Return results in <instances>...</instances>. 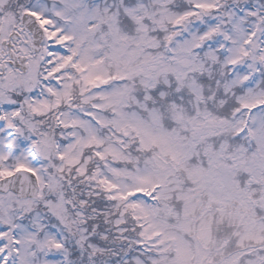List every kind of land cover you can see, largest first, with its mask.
<instances>
[{"label": "snow or ice", "instance_id": "obj_1", "mask_svg": "<svg viewBox=\"0 0 264 264\" xmlns=\"http://www.w3.org/2000/svg\"><path fill=\"white\" fill-rule=\"evenodd\" d=\"M0 264H264V0H0Z\"/></svg>", "mask_w": 264, "mask_h": 264}]
</instances>
